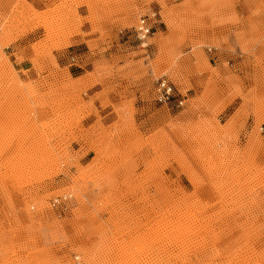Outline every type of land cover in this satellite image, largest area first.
Listing matches in <instances>:
<instances>
[{
	"label": "rangeland",
	"instance_id": "rangeland-1",
	"mask_svg": "<svg viewBox=\"0 0 264 264\" xmlns=\"http://www.w3.org/2000/svg\"><path fill=\"white\" fill-rule=\"evenodd\" d=\"M0 264H264V0H0Z\"/></svg>",
	"mask_w": 264,
	"mask_h": 264
},
{
	"label": "crops",
	"instance_id": "crops-1",
	"mask_svg": "<svg viewBox=\"0 0 264 264\" xmlns=\"http://www.w3.org/2000/svg\"><path fill=\"white\" fill-rule=\"evenodd\" d=\"M27 1L30 2L31 4H33V6H35L36 8H42L44 6V3L46 0H27ZM83 28H84V30H83L84 32H87L89 30V28L87 26L85 27V25ZM93 38H95V36H91V37L76 36V37H74V41L76 42L74 45L69 46L65 51H62L61 53L55 52L57 54L58 60L63 59L62 53L71 54L72 56H71L70 60L73 62H78V63L82 62L83 63L85 60L90 59V61H88L89 63H87L86 66L83 65L80 68H82V70L84 69V71H85V68H88V70H86L85 72H87L89 70H91V71L94 70L93 58H95V57H91V54H90L91 51L89 50L88 46L86 45V40L93 39ZM95 53L97 54V52H95ZM229 54L230 53L226 49H224V50H222V54L216 55L217 56L216 60L213 59V63H212L213 66L220 67V70H219L220 73L226 72L225 68L222 65L221 59L222 58L231 59ZM232 59H234L233 62L229 61V66L231 68L237 64L238 57L233 56ZM18 67H21V69H30L31 68L30 65L27 66V62L20 63ZM71 70L74 73H70V74L72 76H75V77L78 75H81V74H85L84 71L80 73L79 70H81V69H79L77 67H74ZM205 79H206L205 75H200L197 73H191L190 75H188V81L191 83L194 92L201 91L199 85ZM95 88H93V90L88 92L87 97H92L93 106L95 107L98 115L101 117V122L104 125H107L108 123H110L114 120L115 114L113 112V108L111 105H108L106 107H102L100 105V103H101L100 100L95 97V94H96V92H98V90H100V87L97 86ZM107 97L112 102L117 99L114 95H111V94H108Z\"/></svg>",
	"mask_w": 264,
	"mask_h": 264
},
{
	"label": "built area",
	"instance_id": "built-area-1",
	"mask_svg": "<svg viewBox=\"0 0 264 264\" xmlns=\"http://www.w3.org/2000/svg\"><path fill=\"white\" fill-rule=\"evenodd\" d=\"M152 26L149 24L147 19L140 18L134 27L136 38L142 42L141 45L146 46L143 41L152 34ZM176 87L175 85L166 78H158L155 85V94L157 101L161 103H168L175 100L178 105L182 104L181 100L176 99Z\"/></svg>",
	"mask_w": 264,
	"mask_h": 264
},
{
	"label": "bare ground",
	"instance_id": "bare-ground-1",
	"mask_svg": "<svg viewBox=\"0 0 264 264\" xmlns=\"http://www.w3.org/2000/svg\"><path fill=\"white\" fill-rule=\"evenodd\" d=\"M143 43H144V44H146V42H145V41H143Z\"/></svg>",
	"mask_w": 264,
	"mask_h": 264
}]
</instances>
